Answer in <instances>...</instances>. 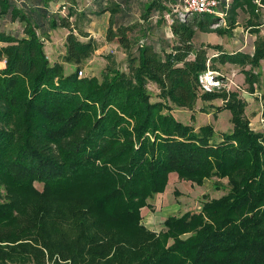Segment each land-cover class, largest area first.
I'll list each match as a JSON object with an SVG mask.
<instances>
[{
	"label": "trees",
	"instance_id": "trees-1",
	"mask_svg": "<svg viewBox=\"0 0 264 264\" xmlns=\"http://www.w3.org/2000/svg\"><path fill=\"white\" fill-rule=\"evenodd\" d=\"M81 1L63 15L0 0V264H264V132L251 129L238 93L200 86L209 69L224 80L225 65L239 66L264 105V0L183 21L180 0ZM105 14L106 41L128 69L105 55L100 76H79L99 47L84 29ZM171 16L172 39L161 30ZM240 24L255 35L253 54L198 41ZM60 28L65 52L51 62L45 37ZM221 98L233 129L220 140L212 124L195 130L171 113ZM171 173L196 185L227 179L228 192L152 232L142 209Z\"/></svg>",
	"mask_w": 264,
	"mask_h": 264
},
{
	"label": "rangeland",
	"instance_id": "rangeland-1",
	"mask_svg": "<svg viewBox=\"0 0 264 264\" xmlns=\"http://www.w3.org/2000/svg\"><path fill=\"white\" fill-rule=\"evenodd\" d=\"M178 16L182 21L185 20L183 11L178 13ZM172 18L173 16L167 18L166 27L161 29L163 34L170 32L169 27L173 21ZM188 20L191 21L192 17H189ZM152 22L156 23L157 18L154 17ZM99 24H101V22H98V25ZM224 25L225 21L222 19L219 25H214L213 28L222 27ZM15 27L13 23L7 22L3 23L1 28L9 31ZM159 29H154L155 31L153 30L154 32H152V34H154V36H159V31L162 33ZM99 31L104 34L102 27L99 28ZM63 33L65 35L67 34L66 29L60 28L55 30L51 41L45 45L48 57L53 62L59 61L58 57L60 56V50L65 42ZM262 35L264 36V29L262 30ZM102 37H98V44L101 49L98 50L88 64H86L83 69V77L91 75L100 76L101 72L104 71L109 64L105 55H113L114 59L117 61L118 68L124 71L128 69L127 55L122 48L116 43L108 44L109 42L107 43L104 41ZM220 38L225 43H228L227 50L229 52L234 53L242 51L253 54L254 36L247 35L244 31L242 33V28H238L232 36L225 34L218 35L216 32H210L208 34L198 33V41H201V39L218 40ZM64 68L66 74H70L76 69V67L68 63H64ZM249 68L250 67H247L246 70H249ZM255 71H258V69ZM221 72L224 77V82L221 84L222 88L217 89V92L226 91L238 93L240 98L247 103L245 115L249 119L251 129L257 132H264V105L261 101L262 92L260 90H257L254 94L250 92L249 86L246 83L245 73L242 72V68L239 66L227 64L222 68ZM149 89H151L154 96L158 93L157 89L153 88V86H150ZM154 99H156V96ZM197 102L194 111L177 108L173 105L171 113L180 122L193 127L195 130H198L201 126L212 124L214 131H216L215 138L217 140H220L225 132L230 133L232 131L233 124L231 112L227 109L223 110L226 103L222 98L210 102H203L201 100ZM218 108L221 109L220 112ZM169 177V182L164 192L149 199L148 206L142 209V222L152 232L159 233L163 231L165 229V220L169 215L182 216L187 212L198 213L204 202L212 200L213 198H220L228 192V190H226L228 187L227 179L219 180L218 178H212V180L205 181L203 185H196L191 181L180 179L175 173H171ZM38 187L42 189L41 185H38ZM217 187H219L220 190H218Z\"/></svg>",
	"mask_w": 264,
	"mask_h": 264
},
{
	"label": "crops",
	"instance_id": "crops-1",
	"mask_svg": "<svg viewBox=\"0 0 264 264\" xmlns=\"http://www.w3.org/2000/svg\"><path fill=\"white\" fill-rule=\"evenodd\" d=\"M25 1H26L27 4L30 5V7L34 8L36 10H45V9H47V10H50V12H57V11H59L61 9V7H66L65 10H63L61 12V14H63V15H65L67 13V10H69L71 8H73V9H75L77 11V2H79V6L78 7L80 8V10L83 8V2L81 0H78L77 2L75 0L76 3L69 2L68 0H25ZM109 17L110 16H108L107 14H105V15H103V18L101 19L102 20L101 21L100 19H96L95 17H92L91 16L90 24L85 27L84 31L85 32H88L89 33V36L93 37L97 41V43H98V37H102V36H103L102 38L104 39V41H106V34H107V31L106 30H107L108 25H109ZM98 22H101V24L98 25ZM100 27H102V29L104 31V34H102V32L99 31V28ZM238 28H242V33L244 31L247 35H250V36L253 35V34H251V32L249 30H247L243 26V24H240L239 26H237V29ZM63 29H65V28H63ZM237 29H235L232 32V34H230V35L232 36L234 34V32L237 31ZM54 31L55 30H51V31H49L47 33V35L45 37V45H46V43H48V42L51 41L52 35H54ZM66 31H67V34L66 35L63 33L64 34L65 41H66L67 36L70 33L67 29H66ZM165 34L167 35L168 38H170V39L173 38V34H172L171 30H170L169 33H165ZM225 35H229V34H225ZM253 36H254V40H253V42H254L255 41V35H253ZM199 42L205 43L207 45L208 44H211V45H215V46H221L222 48H224V50L228 51L227 50L228 49L227 48L228 43H225L221 38L218 39V40H209V39L208 40H206V39H203L202 40L201 39V41H199ZM64 44H65V42H64ZM108 44H111V43H108ZM98 46H99V44H98ZM45 49H46V47H45ZM100 49H101V47L99 46L98 47V50H100ZM64 52H65V47H64V45H62V48L60 50V56L58 57L59 58V61H55V62H60L62 60V57L64 55ZM212 53H216V52L215 51H212ZM230 53H233V52H230ZM47 56H48V54H47ZM51 62H53V61H51ZM3 67H5V63L4 62L0 63V69H2Z\"/></svg>",
	"mask_w": 264,
	"mask_h": 264
},
{
	"label": "built area",
	"instance_id": "built-area-1",
	"mask_svg": "<svg viewBox=\"0 0 264 264\" xmlns=\"http://www.w3.org/2000/svg\"><path fill=\"white\" fill-rule=\"evenodd\" d=\"M231 1L232 0H180V5L185 17L193 14H218L222 17L224 13H218V11H220L219 9H228ZM79 76H82V72H79ZM219 76V72L209 69L206 74L200 78L202 90L209 93L221 89V84H223L224 81L218 79Z\"/></svg>",
	"mask_w": 264,
	"mask_h": 264
}]
</instances>
